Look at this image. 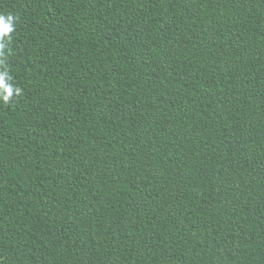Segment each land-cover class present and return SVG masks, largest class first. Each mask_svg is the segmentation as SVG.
I'll use <instances>...</instances> for the list:
<instances>
[{
	"label": "trees",
	"instance_id": "16d2710c",
	"mask_svg": "<svg viewBox=\"0 0 264 264\" xmlns=\"http://www.w3.org/2000/svg\"><path fill=\"white\" fill-rule=\"evenodd\" d=\"M8 13L0 264H264V0Z\"/></svg>",
	"mask_w": 264,
	"mask_h": 264
},
{
	"label": "clouds",
	"instance_id": "9594fccd",
	"mask_svg": "<svg viewBox=\"0 0 264 264\" xmlns=\"http://www.w3.org/2000/svg\"><path fill=\"white\" fill-rule=\"evenodd\" d=\"M17 17L12 14H0V57L5 55V49L12 40V34L16 30ZM2 63V61H0ZM7 70H0V87L4 88V94L0 95V101L8 103L13 95H20L21 90L18 87H14L9 81Z\"/></svg>",
	"mask_w": 264,
	"mask_h": 264
}]
</instances>
